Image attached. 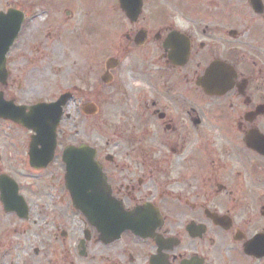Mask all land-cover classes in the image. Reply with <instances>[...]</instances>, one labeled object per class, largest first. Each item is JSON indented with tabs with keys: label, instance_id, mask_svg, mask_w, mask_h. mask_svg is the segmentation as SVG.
I'll use <instances>...</instances> for the list:
<instances>
[{
	"label": "flooded vegetation",
	"instance_id": "flooded-vegetation-1",
	"mask_svg": "<svg viewBox=\"0 0 264 264\" xmlns=\"http://www.w3.org/2000/svg\"><path fill=\"white\" fill-rule=\"evenodd\" d=\"M22 1L0 7L24 16L0 84L7 114L0 119L7 149L0 155V264H264V0L103 2L100 44L108 46L112 27L114 55L76 69L88 80L82 92L44 82L42 68L52 72L59 50L42 42V32L56 29L58 18L48 3L34 12ZM89 32L76 36L75 48L90 44ZM127 66L146 90L133 106ZM91 75L116 93L122 110L111 138L101 120L99 146L77 140L71 112L80 98L79 118L88 117ZM62 96L54 156L34 167L45 159L32 153L45 149H33L37 133L9 111L32 118V107ZM69 146L96 150L111 207L131 213L137 230L109 240L75 207L63 155Z\"/></svg>",
	"mask_w": 264,
	"mask_h": 264
},
{
	"label": "rangeland",
	"instance_id": "rangeland-1",
	"mask_svg": "<svg viewBox=\"0 0 264 264\" xmlns=\"http://www.w3.org/2000/svg\"><path fill=\"white\" fill-rule=\"evenodd\" d=\"M8 0H0V7L4 6ZM17 2L18 0H13ZM21 1V0H20ZM109 0H24L22 2L30 3L32 2L34 5V12H42L44 7H41V3H48L53 8L54 12H56V17L58 18V24L56 29L55 28H45L42 32L43 39L42 42L46 39L48 43H52L56 45V49L59 51L57 53L56 58V65H53L52 72L47 68H42V75L45 76L44 82H49L54 84L53 87L57 85L59 88H65L69 84H74L80 87V92H82V88L86 87L87 78L84 76L78 75L76 73V69L80 67V70L84 67H92L95 66L96 60L99 58L103 60L109 58L110 56L114 55V51L112 50V46L109 45V40L114 39V34L112 31V27H109L106 32V37L108 38V46H103L100 44L101 39L99 36V32L104 25L103 19V11L100 8L103 2ZM73 4V6L71 5ZM67 9H71L74 14L72 16L67 15L65 11ZM108 16V15H107ZM46 15H42L39 17V21L41 24L46 22ZM82 23L81 27L79 24ZM81 27V28H80ZM80 29V30H79ZM94 29V30H93ZM79 30V31H78ZM89 32V45L84 48H75V44L80 43L78 41L79 38L83 39L85 32ZM52 31V36H48V32ZM84 34V35H83ZM78 39H77V37ZM50 37V38H49ZM26 38V37H24ZM29 40L28 38H26ZM29 42V41H28ZM111 43V42H110ZM73 47H71V46ZM71 50V51H69ZM67 53L68 58L63 59L61 56ZM85 53V56H84ZM87 53V54H86ZM83 55V56H82ZM99 59L97 61H99ZM78 62L77 64H75ZM45 66V65H43ZM74 66V67H73ZM126 68V67H125ZM125 79L128 81L129 86L126 85L124 90L126 93L130 92V89L134 93V95H128L131 98V106L136 101V97L138 95V91L142 92L146 91L143 87H136L133 83V77L129 73V66L125 69ZM123 72V70H122ZM94 75V74H93ZM91 75L89 77L90 83V98L86 101L87 103H91L97 106L98 111L94 115H88L83 121H81L84 117L79 118V113H81L79 106L81 101L80 98H77L74 101V105L71 107V112H73L74 120L77 119L78 124V141H86L89 142L93 146H99L102 140L100 135V128H101V120L106 118L107 119V135L108 138H111V131L112 125L115 123L116 115L119 114L122 110L119 108L117 101H116V93H113L109 88L107 91H104L103 86L101 83L98 82V77ZM147 82H144L145 89H149L148 91H153V85L150 82L151 79H146ZM2 90V86L0 85V91ZM100 91L104 92L102 96ZM112 100L105 103L104 98L108 96L110 93ZM119 92L122 93V88L119 89ZM136 96V97H135ZM135 97V98H134ZM108 98H110L108 96ZM134 98V99H133ZM119 101V98H118ZM76 106H78L76 108ZM124 108H127L125 104ZM3 126V122L0 121V155H6L7 149L5 148L6 142L4 134L1 131ZM69 126V123L67 124Z\"/></svg>",
	"mask_w": 264,
	"mask_h": 264
},
{
	"label": "water",
	"instance_id": "water-1",
	"mask_svg": "<svg viewBox=\"0 0 264 264\" xmlns=\"http://www.w3.org/2000/svg\"><path fill=\"white\" fill-rule=\"evenodd\" d=\"M22 18L16 13H0V82L6 76V54L14 40L17 38ZM207 86V85H206ZM208 87V86H207ZM212 90V89H211ZM67 96H62L60 100L52 104H40L31 109L34 117H17L15 110L9 116L19 120L28 128L37 132L34 148L41 144L45 151H35L32 156H42L43 163H33L34 166H46L54 156V149L57 144V127L62 116V106L67 100ZM89 112L95 114L97 108L90 105ZM24 111V109L22 108ZM5 103L0 94V118L6 117ZM40 152V153H39ZM90 156V159L82 160L81 157ZM96 151L93 148L84 146L81 148L66 147L64 159L67 165L68 188L73 194L74 204L98 227L109 240L119 238L127 229L137 230L131 213L123 210H114L109 200L107 188H104V176L98 164L94 160ZM6 195L7 191H3ZM11 202H6L10 204Z\"/></svg>",
	"mask_w": 264,
	"mask_h": 264
},
{
	"label": "bare ground",
	"instance_id": "bare-ground-1",
	"mask_svg": "<svg viewBox=\"0 0 264 264\" xmlns=\"http://www.w3.org/2000/svg\"><path fill=\"white\" fill-rule=\"evenodd\" d=\"M139 86V85H138Z\"/></svg>",
	"mask_w": 264,
	"mask_h": 264
}]
</instances>
